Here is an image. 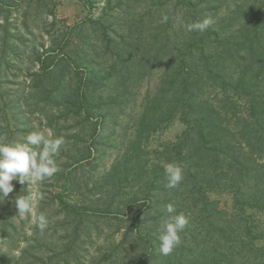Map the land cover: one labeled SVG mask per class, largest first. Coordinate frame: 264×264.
I'll return each mask as SVG.
<instances>
[{
    "label": "trees",
    "instance_id": "trees-1",
    "mask_svg": "<svg viewBox=\"0 0 264 264\" xmlns=\"http://www.w3.org/2000/svg\"><path fill=\"white\" fill-rule=\"evenodd\" d=\"M23 1L0 0V65L18 53L16 40H25L9 21ZM33 1L43 9L53 4L46 15L55 16L58 0ZM78 1L84 19L49 31L48 44L31 46L38 64L31 94L54 123L78 118L81 130L94 134L105 121L110 128L121 123L122 153L105 173L118 183L80 203L89 183L77 166L97 149L82 133L67 134L74 143L58 152L65 159L57 162L51 202L67 220H46L63 227L74 222L75 232L94 217L126 222L123 237L135 251H119L120 264H264V0ZM164 14L167 23L160 22ZM206 17L214 23L205 32L186 31ZM154 76L153 88L142 92ZM175 120L183 130L157 151V165L148 164L145 144ZM169 163L183 168L175 188L167 187ZM12 184L16 192L20 183ZM13 192L0 202V242L13 241ZM211 192L229 193L231 208L218 207ZM179 214L188 219L181 243L162 255L160 224ZM23 237L19 253L0 243V264H72L74 243Z\"/></svg>",
    "mask_w": 264,
    "mask_h": 264
},
{
    "label": "rangeland",
    "instance_id": "rangeland-1",
    "mask_svg": "<svg viewBox=\"0 0 264 264\" xmlns=\"http://www.w3.org/2000/svg\"><path fill=\"white\" fill-rule=\"evenodd\" d=\"M103 4V1L99 3L100 6ZM52 5L43 9L44 6H38L33 0H24L19 4V8L11 10L9 13L11 28L15 34L24 35L25 40L17 39L15 43L18 53L11 52L8 56L10 62L0 65V143H25L26 137L30 133L50 128L55 136L64 138L65 143L61 146L65 148L74 143L73 138H65L67 134L80 135L82 133L86 144L90 143L97 149L85 163L77 166L76 170L79 178L89 183V187H84L81 194L77 196L80 203H87L95 199V193L106 191L107 187H112L118 183L115 180L117 178L113 176L114 173L111 172L108 177L105 173L109 172L114 159L122 153L119 149L118 135L123 134L124 130L121 123L110 128L105 121L100 126L99 132L94 134L90 129L81 130L78 118L73 121L70 118L62 119L63 121L54 123L32 96L30 85L33 76L31 74L38 69V64L36 61L33 62L31 46L34 44L40 46L42 43L48 44L51 37L49 31L81 21L87 14V10L78 0H58L54 9L55 16H47L46 12L50 11ZM99 11V9H95V15ZM53 17L54 22L52 21ZM23 23L28 26H24ZM155 82L156 77L154 76L147 85L142 87L141 91L143 92L147 87L153 88ZM183 128V124L175 120L167 128L155 133L150 138L147 146L145 144V151L148 153L143 154L145 158H148V164L157 165V151L161 150L165 143L174 140ZM125 135L131 139L134 135V129H128ZM32 147L36 151L40 150L36 146ZM61 159L63 161L65 158L59 157L57 154L56 163ZM97 178L100 180L97 187L100 186V188L93 184ZM22 185L19 184L16 192H13L11 196L15 198L31 196L35 201L37 217L42 214L59 222L67 220V215L62 206L51 204L53 193L57 189L55 176L46 178L42 182L27 181V193L22 189ZM209 197L214 200L218 207L225 210L231 208L232 200L229 193L211 192ZM37 217L31 215L21 217L18 210L15 214H10V218L15 224V228L10 230L13 234V241L12 239L9 241L4 239L3 242H0L1 246L14 249L19 253L20 248L27 244L24 235H33L42 241L48 240L57 243L59 246L71 242L74 244L67 259L72 264H120V255L118 256V254L121 253L119 251L122 253L135 251L133 242L128 244L123 237L127 228V223L124 221L94 217L86 221L78 232L73 230L74 222L63 227L57 224L53 226L52 222L47 221L46 229L41 232L40 229L34 227ZM261 220L264 221V215L261 216ZM3 222L9 223V220H3Z\"/></svg>",
    "mask_w": 264,
    "mask_h": 264
},
{
    "label": "clouds",
    "instance_id": "clouds-1",
    "mask_svg": "<svg viewBox=\"0 0 264 264\" xmlns=\"http://www.w3.org/2000/svg\"><path fill=\"white\" fill-rule=\"evenodd\" d=\"M168 15L161 17V23L168 22ZM214 23L213 18L206 17L185 25L188 32H205ZM65 143L63 137L55 136L52 129L36 131L26 137L25 143L9 142L0 143V202L8 197L14 190L12 181L24 184L26 181L33 183L42 182L52 177L58 170L55 160L61 145ZM32 146L39 148L34 150ZM167 187L175 188L183 179V168L177 163H169L165 167ZM15 206L21 217H37L35 201L31 196L15 198ZM168 213L175 211L174 205L165 206ZM37 226L41 232L47 227L44 215L37 217ZM188 224V219L183 214L165 218L159 227V250L162 255H169L181 243L180 232Z\"/></svg>",
    "mask_w": 264,
    "mask_h": 264
}]
</instances>
